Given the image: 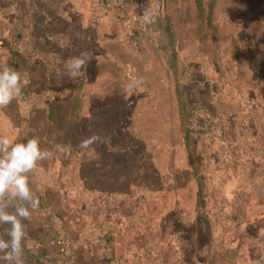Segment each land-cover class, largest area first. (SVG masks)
Wrapping results in <instances>:
<instances>
[{
	"label": "rangeland",
	"instance_id": "rangeland-1",
	"mask_svg": "<svg viewBox=\"0 0 264 264\" xmlns=\"http://www.w3.org/2000/svg\"><path fill=\"white\" fill-rule=\"evenodd\" d=\"M247 2L219 1L206 27L193 0H0L1 46L28 79L8 105L17 142L71 147L38 162L34 217L61 264H264V8L251 14ZM156 6L154 23L132 19ZM81 54L90 62L70 79L65 65ZM131 78L143 83L129 89ZM71 94L82 118L68 142L47 115Z\"/></svg>",
	"mask_w": 264,
	"mask_h": 264
},
{
	"label": "clouds",
	"instance_id": "clouds-1",
	"mask_svg": "<svg viewBox=\"0 0 264 264\" xmlns=\"http://www.w3.org/2000/svg\"><path fill=\"white\" fill-rule=\"evenodd\" d=\"M143 23H154V18L148 9L141 17ZM90 57L81 54L73 57L65 65V72L70 79H75L84 74ZM28 83L27 73L22 74L14 67H0V107L9 105L21 96L22 88ZM142 78H131L129 89L139 87ZM27 114L30 104H24ZM95 137H90L81 142V148H88L94 143ZM55 152L68 155L71 147L57 144ZM55 152L42 150L40 141L33 137L27 142H15L8 136H0V225H10V228L0 233V264H25L24 241L27 237L25 220H30L32 213L40 205V200L35 196L30 187L29 174L37 167L39 161L50 159ZM16 201L14 211L6 210L8 199Z\"/></svg>",
	"mask_w": 264,
	"mask_h": 264
},
{
	"label": "trees",
	"instance_id": "trees-1",
	"mask_svg": "<svg viewBox=\"0 0 264 264\" xmlns=\"http://www.w3.org/2000/svg\"><path fill=\"white\" fill-rule=\"evenodd\" d=\"M219 1L221 0H193L195 7L199 11V16L201 17V24L205 25L206 27L212 26L214 22V8ZM244 6L248 8V11L251 14H257L260 9L264 8V0H248L247 5ZM253 19V22L255 23L254 25L260 24V21L257 18ZM216 29H218V27H215V30ZM45 31V28L38 29V34L44 35ZM8 52L10 55V61L12 66L13 60H15L16 63L19 60L16 59V54L11 48L8 50ZM22 63L26 67L27 64L24 60H22ZM15 68H18V64H16ZM31 68L33 67L30 66V70L27 69V72H30ZM176 96L179 115V129L187 153V164L197 179L199 193H201L202 178L200 176L199 157L198 155H196V146L194 144V135L191 127L192 107L188 102L184 88L180 86L176 87ZM81 107L82 106L80 103V97H77L76 94L67 95L65 98L62 99H56L50 104V108L47 115L48 121L52 123L57 129L63 131L64 135H66V140L68 142L71 141L74 131L81 122ZM41 137V135H38V139H40ZM39 200L40 205L38 209L41 208L42 203V199L39 198ZM5 203L7 205V211H14V204L16 203V201H13L9 198ZM9 228L10 225H0V233H3ZM25 253L28 254L27 251H24V255Z\"/></svg>",
	"mask_w": 264,
	"mask_h": 264
},
{
	"label": "crops",
	"instance_id": "crops-1",
	"mask_svg": "<svg viewBox=\"0 0 264 264\" xmlns=\"http://www.w3.org/2000/svg\"><path fill=\"white\" fill-rule=\"evenodd\" d=\"M0 11H2L1 5ZM2 24L3 21L1 19L0 26ZM0 36L2 39H7V35L5 36V29H2ZM39 38L41 37L38 36V40ZM3 66L11 67L10 55L5 46L0 47V67ZM16 101L17 100L15 99L12 101V103H15ZM8 109V105L0 107V136H8L17 142L18 137L20 134H22L23 130L11 128V117L10 111H8ZM33 172V174H29L30 184H32L31 189L36 197L43 200L41 193H38V164ZM47 199H49V197ZM40 209H37L32 213L30 220L23 221V223L26 225L27 232V237L24 241V248L28 253H25L24 255L25 264H61L62 261L60 260V257L57 258L54 256L55 249L50 245L52 229H48V231L42 229V223L38 222V219L34 217V215H36Z\"/></svg>",
	"mask_w": 264,
	"mask_h": 264
},
{
	"label": "built area",
	"instance_id": "built-area-1",
	"mask_svg": "<svg viewBox=\"0 0 264 264\" xmlns=\"http://www.w3.org/2000/svg\"><path fill=\"white\" fill-rule=\"evenodd\" d=\"M148 12H149V11H148ZM144 13H145V12H144ZM144 13H143V14H144ZM149 14L154 18L155 15H156V11H154V12H149ZM141 17H142V14L139 15L138 17L133 16L132 19H133L134 21L139 20L140 22L143 23ZM0 47H1V42H0Z\"/></svg>",
	"mask_w": 264,
	"mask_h": 264
},
{
	"label": "water",
	"instance_id": "water-1",
	"mask_svg": "<svg viewBox=\"0 0 264 264\" xmlns=\"http://www.w3.org/2000/svg\"><path fill=\"white\" fill-rule=\"evenodd\" d=\"M159 10V7L158 6H156V9H155V11H158Z\"/></svg>",
	"mask_w": 264,
	"mask_h": 264
}]
</instances>
